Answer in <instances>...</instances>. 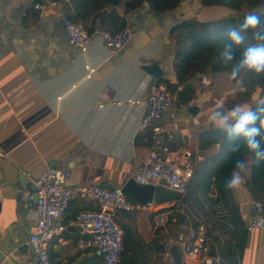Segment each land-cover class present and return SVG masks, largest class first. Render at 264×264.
<instances>
[{
  "label": "crops",
  "instance_id": "crops-1",
  "mask_svg": "<svg viewBox=\"0 0 264 264\" xmlns=\"http://www.w3.org/2000/svg\"><path fill=\"white\" fill-rule=\"evenodd\" d=\"M92 1L98 9L87 14ZM65 2L73 14L69 0ZM75 3L93 29L83 53L72 48L64 36L62 3L0 0V264H30L28 250L22 255L17 248V242L27 245V237L37 232L34 205L23 216L28 205L17 199L19 192L28 195L27 202L34 195L27 188L19 190L20 180L30 183L21 173L36 178L48 168L66 169L71 174L69 188L99 185L120 189L147 155L138 127L148 85L155 79L145 68L153 65L160 72L157 81L174 82V43L180 32L170 34L171 29L185 19L212 22L223 18L226 11L204 6L202 0H179L174 9L164 10L145 1L132 7L131 0H118L115 6L102 0ZM35 4L42 10H35ZM109 13L116 16L108 18ZM116 17L134 35L123 50L112 52L97 33L102 32V24L120 25ZM228 75L208 71L194 75L188 82L194 90L191 101L182 105L174 100L161 117L173 133L169 156L183 169L194 172L202 166L215 167L221 139L208 135L217 129L207 119L213 111L264 103L263 90L248 89L242 78L229 80ZM245 161L249 165L242 172L244 183L231 189L227 198L244 225L253 216L247 184L250 158ZM184 199L183 208L177 199L160 203L183 209L179 216L190 222L207 215L197 196L187 193ZM92 207L75 197L66 218ZM115 219L133 244L144 246L163 239L155 236L149 214L120 212ZM79 240L86 238L75 228L55 236L48 250L50 264H96L92 249L79 248ZM227 240L223 236L214 243L217 264H223L219 250ZM178 249L184 264H202L189 261ZM150 256L156 264H173L171 254L152 251ZM238 264H264V231L246 234Z\"/></svg>",
  "mask_w": 264,
  "mask_h": 264
},
{
  "label": "built area",
  "instance_id": "built-area-1",
  "mask_svg": "<svg viewBox=\"0 0 264 264\" xmlns=\"http://www.w3.org/2000/svg\"><path fill=\"white\" fill-rule=\"evenodd\" d=\"M35 10H42L39 4ZM60 21L68 44L79 52H86L92 34H89L81 22H74L61 13ZM106 49L112 52L123 50L133 38V31L127 27L110 35L97 33ZM92 72V70H90ZM173 95L164 83L151 80L145 100L144 110L139 121V134L147 146V155L134 172L135 183L152 187H161L185 197L188 193L192 172L183 169L177 159L169 156L173 133L166 129L161 117L173 104ZM35 188L36 200L32 211L36 233L27 237L30 264H50L48 250L55 236L68 228H76L86 240H79V248H91L96 264H119L124 252V232L116 222L120 212H140L152 216V230L155 236H163L158 244L163 247V255L170 256L171 249L181 248L189 261L211 264L209 254L214 243L227 231L234 228L233 212L212 186L206 194H198L206 216L194 218L190 222L186 217L180 223L181 216L175 214L174 204L149 201L140 203L126 198L120 189L99 185L69 188L70 171L48 168L40 176L33 178L22 172ZM80 197L94 207L76 212L65 220L71 200ZM253 216L244 225L247 233L254 230L264 231V205L251 200Z\"/></svg>",
  "mask_w": 264,
  "mask_h": 264
},
{
  "label": "trees",
  "instance_id": "trees-1",
  "mask_svg": "<svg viewBox=\"0 0 264 264\" xmlns=\"http://www.w3.org/2000/svg\"><path fill=\"white\" fill-rule=\"evenodd\" d=\"M52 3H62V12L68 16L74 22H81L84 28L89 34H92V28L86 23V16L79 6L75 3V0H69L73 7V14L68 8L65 0H50ZM108 6H115L118 0H102ZM145 1L152 5L155 9H174L179 0H131L129 6H136L140 2ZM95 1H92L89 8H86L87 14L94 12L96 9ZM97 5V4H96ZM204 6H218L222 8H228L238 12L242 6H247L252 9L259 6H264V0H202ZM116 16L111 13L108 14V18ZM243 17V16H242ZM242 19V18H241ZM235 17H227L217 19L212 22H200L195 19H185L176 24L170 31V34L180 32L174 43V55L172 62V69L174 73L175 81L171 82L168 79L158 80V82L164 83L167 90L173 95L177 104H188L193 95L194 90L191 85L188 84L190 79L196 75L205 72L219 73L230 72L231 68L235 64V57L233 61L226 62L223 56L220 54L225 38V33L228 28L235 27L241 20ZM262 24H264V15L261 16ZM119 21L120 25L102 24L100 27L102 32H106L110 35L124 29L126 26L118 17L116 22ZM115 22V21H114ZM260 42L252 39V33L247 34L245 42L235 50L237 55L244 48L258 44ZM243 79L248 89H261L264 91V74L254 75L243 70L237 75ZM264 105V103H257L252 106L253 110L257 106ZM209 136H216L217 139H221L220 151L217 157L214 159V168L202 166L198 170L192 172V176L189 182L188 193L194 194L196 197L198 194H206L213 186L219 196L227 202V198L230 195L231 190H225L224 182L229 178L233 171V162L236 159L250 158V177L248 180V188L251 193L252 199L261 202L264 205V164H256L251 162L250 155L245 151L240 141L228 140L225 133L216 129L212 130L208 134ZM240 145L239 149L235 147ZM184 197H178L177 201L183 200ZM184 211L189 212L184 208ZM233 212L234 228L228 230V240L224 242L219 250V257L223 264H238V261L242 255L246 230L244 224L240 221L236 215L235 210ZM179 216V215H178ZM65 216V220H66ZM124 232V252L120 257L119 264H149L150 253H164L165 250L156 240L152 241L148 245L138 246L139 244H133L127 239V231ZM138 250V251H137ZM137 252V254H136Z\"/></svg>",
  "mask_w": 264,
  "mask_h": 264
},
{
  "label": "clouds",
  "instance_id": "clouds-1",
  "mask_svg": "<svg viewBox=\"0 0 264 264\" xmlns=\"http://www.w3.org/2000/svg\"><path fill=\"white\" fill-rule=\"evenodd\" d=\"M252 33V39L260 43L250 45L237 55V50L246 40L247 34ZM221 55L226 62L233 61L228 79L235 80L237 75L244 72L264 74V24L258 12L245 14L235 27H230L225 33ZM223 107V106H222ZM218 130L225 133L228 140L240 141L245 151L250 155L251 162L264 164V105L252 107L235 105L230 109L215 110L207 118ZM238 144L235 148L239 149ZM249 162L236 159L233 171L224 182L225 190H231L244 183L242 172Z\"/></svg>",
  "mask_w": 264,
  "mask_h": 264
},
{
  "label": "water",
  "instance_id": "water-1",
  "mask_svg": "<svg viewBox=\"0 0 264 264\" xmlns=\"http://www.w3.org/2000/svg\"><path fill=\"white\" fill-rule=\"evenodd\" d=\"M145 70L153 77V79L157 80L160 77V72H158L155 67L152 65L150 67H146ZM173 104L175 102L173 101ZM19 190L21 188H27L30 193L33 192L34 195L32 197V200L29 202L28 201V195L25 193H20L17 196V199H22L24 204L28 205L23 212V216L26 215V212L31 209V207L34 205L35 200H36V195H35V188L30 184L27 183L24 180H20V185L18 186ZM121 193L128 199L140 203H146L151 200L156 201V202H164L168 201L170 199H177L179 196L174 193L170 192L164 188L161 187H152L150 185L146 186H141L137 183L134 182L132 178L128 179L127 182L120 188ZM185 217L181 216L180 218V223H183ZM76 229V228H75ZM18 240H16L17 242ZM19 244L17 246L18 251L23 255L27 250L28 246L25 245L24 243L17 242ZM172 259H173V264H184L183 258L180 254V251L178 248H173L171 249L170 252ZM212 258H215L216 255L213 251V248H211L210 254ZM211 264H217L215 260H212Z\"/></svg>",
  "mask_w": 264,
  "mask_h": 264
},
{
  "label": "rangeland",
  "instance_id": "rangeland-1",
  "mask_svg": "<svg viewBox=\"0 0 264 264\" xmlns=\"http://www.w3.org/2000/svg\"><path fill=\"white\" fill-rule=\"evenodd\" d=\"M226 11H224V13H223V18H227V17H235V18H238V19H241V18H243L242 16H244L245 14H247V13H249V12H253V11H256V12H258V14L260 15V16H263L264 15V6H259V7H255V8H252V9H250V8H248L247 6H242L241 7V9L238 11V12H236V11H233V10H231V9H228V8H226L225 9ZM186 203V199H183V200H181L180 201V208H183V205ZM199 204H200V202H199ZM199 206H201V204L199 205ZM202 207V206H201ZM199 208V207H198ZM174 211H175V214H177V215H181V211H183V209H179L178 207H176V206H174ZM150 256V255H149ZM156 264L157 262H156V260H153V258L150 256L149 257V264Z\"/></svg>",
  "mask_w": 264,
  "mask_h": 264
}]
</instances>
